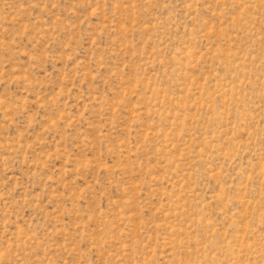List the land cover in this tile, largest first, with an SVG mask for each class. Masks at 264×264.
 <instances>
[{"label": "rangeland", "instance_id": "rangeland-1", "mask_svg": "<svg viewBox=\"0 0 264 264\" xmlns=\"http://www.w3.org/2000/svg\"><path fill=\"white\" fill-rule=\"evenodd\" d=\"M0 264H264V0H0Z\"/></svg>", "mask_w": 264, "mask_h": 264}]
</instances>
